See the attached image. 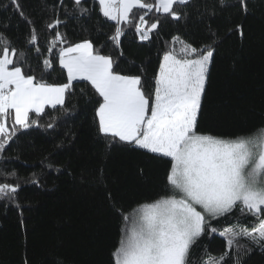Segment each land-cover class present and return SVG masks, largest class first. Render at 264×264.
I'll use <instances>...</instances> for the list:
<instances>
[{"label": "trees", "instance_id": "1", "mask_svg": "<svg viewBox=\"0 0 264 264\" xmlns=\"http://www.w3.org/2000/svg\"><path fill=\"white\" fill-rule=\"evenodd\" d=\"M246 2L244 12L234 6L238 0H225L224 6L218 0H191L176 7L179 20L133 9V23L147 13L148 23L159 19V26L142 41L134 26L122 24L124 35L117 47L109 39L116 24L102 15L98 0H82L87 9L83 13L73 0H19L23 15L10 0H0V5H8L0 6V32L25 52L21 64L37 80L67 83L59 47L88 40L95 50L111 56L116 72L141 76L149 96L164 53L174 49L182 55L181 45L172 43L174 37L197 48L211 44L214 56L197 130L235 139L264 128V0ZM57 18V28L48 29ZM32 28L36 45L28 43ZM56 31L65 43L49 53ZM45 59L52 61L50 68ZM100 99L87 82L73 83L63 107H45L39 126L18 131L0 152V183L18 185L13 199L0 198V264H114L113 253L126 226L117 209L128 214L172 194L166 185L168 158L123 143L108 147L98 134ZM30 117L36 118L34 113ZM256 223V217L238 207L212 220L217 232L206 231L196 240L188 264H212L211 258L226 251L221 231L236 225L251 229ZM238 243L225 264H264V247L244 238Z\"/></svg>", "mask_w": 264, "mask_h": 264}, {"label": "snow or ice", "instance_id": "2", "mask_svg": "<svg viewBox=\"0 0 264 264\" xmlns=\"http://www.w3.org/2000/svg\"><path fill=\"white\" fill-rule=\"evenodd\" d=\"M190 2L98 0L102 15L115 21V31L109 39L117 47L124 35L120 25L134 26L140 40L145 41L160 23L157 19L149 24L147 13L154 11L179 20L176 7ZM218 2L225 5V0ZM10 4L23 15L19 0H10ZM73 6L81 13L87 11L82 0H73ZM234 6L247 11L246 0H238ZM133 9L147 10L139 15L138 23H133L135 17L130 15ZM60 23L57 18L47 27L56 29ZM37 41L32 28L28 43L36 45ZM64 43L63 35L56 31L48 52ZM172 43L181 45L182 55L178 57L174 49L164 53L149 96L143 90L141 76L116 72L111 56L95 50L88 40L59 47V65L67 73V83L52 85L37 80L21 64L25 52L13 47L0 32V152L18 131L39 126L38 117L46 106L63 107L73 81H86L101 98L96 109L97 131L108 147L123 143L171 162L166 175L171 195L142 204L128 214L117 209L130 226L113 253L114 264H188L196 240L206 231L217 232L211 221L237 207L256 217L257 223L251 229L236 225L221 231L226 251L218 259L211 258L212 264H225L233 248L240 247L241 238L264 247V128L235 139L200 133L198 117L214 48L211 44L194 47L179 36ZM43 64L50 68L52 61L45 59ZM33 113L36 118L30 117ZM17 191L18 185L0 183V198L13 199Z\"/></svg>", "mask_w": 264, "mask_h": 264}, {"label": "rangeland", "instance_id": "3", "mask_svg": "<svg viewBox=\"0 0 264 264\" xmlns=\"http://www.w3.org/2000/svg\"><path fill=\"white\" fill-rule=\"evenodd\" d=\"M109 21H110V20H109ZM114 22H115V21H114ZM150 35H151V33H150ZM180 48H181V47H179V50H180ZM65 72H66V71H65ZM66 76H67V73H66ZM75 82H81V81H73V83H75ZM58 106H59V105H58ZM46 107H48V106H46ZM153 203H154V202H153ZM129 226H130V225H126V226H125V229H126V227H129ZM125 229H124V230H125Z\"/></svg>", "mask_w": 264, "mask_h": 264}, {"label": "crops", "instance_id": "4", "mask_svg": "<svg viewBox=\"0 0 264 264\" xmlns=\"http://www.w3.org/2000/svg\"><path fill=\"white\" fill-rule=\"evenodd\" d=\"M86 82V81H85Z\"/></svg>", "mask_w": 264, "mask_h": 264}]
</instances>
